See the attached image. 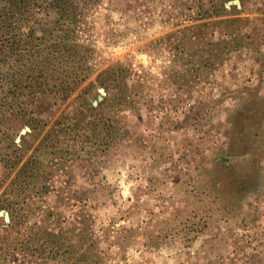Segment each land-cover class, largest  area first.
<instances>
[{"label": "rangeland", "instance_id": "374dc122", "mask_svg": "<svg viewBox=\"0 0 264 264\" xmlns=\"http://www.w3.org/2000/svg\"><path fill=\"white\" fill-rule=\"evenodd\" d=\"M79 5L64 37L0 4V243L32 229L22 264H264V0ZM68 50L69 97L13 95Z\"/></svg>", "mask_w": 264, "mask_h": 264}, {"label": "trees", "instance_id": "16d2710c", "mask_svg": "<svg viewBox=\"0 0 264 264\" xmlns=\"http://www.w3.org/2000/svg\"><path fill=\"white\" fill-rule=\"evenodd\" d=\"M99 0H0V4H2V2L5 3V6H7L8 8L10 7V9H13V12H17V8L21 7L23 9V11L26 13H28L30 17H32V15L36 12L39 11V13H43L44 19L39 23L36 24L34 23L33 27H28V31H32L30 33V35H34V33L38 32V31H42L43 33L45 32V34L48 32L49 34L52 35L53 31L55 32H59L62 31L64 37L66 34L69 33H73L75 32L74 29L70 27L69 24H75L74 22H72V20H67V11L69 10V14H71L72 12L75 11L74 9L77 8V6L79 7V4H82L85 7L90 6L91 4L97 2ZM15 5V6H14ZM70 5V6H69ZM68 8V9H67ZM50 10L52 11H58L59 15L58 18H56L55 21L51 22L48 21V18L50 16ZM3 15H2V11H0V40L3 39V36L6 34H9V27L10 25L8 23L11 22H7V19H4ZM31 19V18H30ZM62 23H66V25H62ZM12 27H14V22L11 23ZM36 24V25H35ZM77 24V22H76ZM38 25V26H37ZM42 25V26H41ZM47 25L51 26L52 31L49 30L48 28H45ZM47 29V32H46ZM40 33V32H38ZM42 34V33H41ZM66 45L64 44H59L57 45L56 49L51 52L52 54H58L60 53L61 50L66 49ZM69 49H71L69 47ZM20 53H22L21 51H19ZM68 54L65 56V62L63 64H56V66L52 67L50 66L51 63H49V61L46 59L45 62L40 63V62H32V63H28L27 65H25L23 68V70H21V75H19V79L17 80L18 82H15L13 84H11L12 88H13V95L16 96L19 94V92H17L16 90L20 87L25 88L27 90L26 92V101L30 102V104H34L38 101H42L43 99L46 102L50 101H55L58 99H64L70 96V92H67V89H58V86L55 85L56 81L59 78H55L56 75L58 73H60L62 76L65 77L64 79V83L65 86L71 87L73 84H75V77H78L79 80V74L76 75V73L74 74V70L76 67V58L75 55L73 54V51L68 50L67 51ZM31 64V67H29V70H24L28 65ZM36 64H40V74H42V76H38L35 77L36 80L39 82V84L37 86L33 85L31 83L32 79L31 78L32 75L34 74V69L36 67ZM43 72V73H41ZM29 74L28 79L30 80H26V76ZM55 78V79H54ZM63 79V78H62ZM77 80V78H76ZM5 91V90H4ZM3 93H6L7 95V90ZM62 97V98H60ZM50 98V99H49ZM49 99V100H46ZM65 100V99H64ZM3 102V101H0ZM11 193V191L9 190V194ZM23 193V188L20 187L18 189V194H14L16 195L17 201H23L25 200V196L22 195ZM29 235H30V241L28 242H24V243H20V242H8L7 243H0V264H18V262H20V264H22V259H26L28 257H32L35 256L36 254L40 253V247H38V245L36 244L35 246H33L31 239H32V229L28 231ZM20 235V234H19ZM38 260V257H35ZM34 264H41L40 262H34Z\"/></svg>", "mask_w": 264, "mask_h": 264}, {"label": "water", "instance_id": "95a60500", "mask_svg": "<svg viewBox=\"0 0 264 264\" xmlns=\"http://www.w3.org/2000/svg\"><path fill=\"white\" fill-rule=\"evenodd\" d=\"M5 218L8 220V216L6 215Z\"/></svg>", "mask_w": 264, "mask_h": 264}]
</instances>
